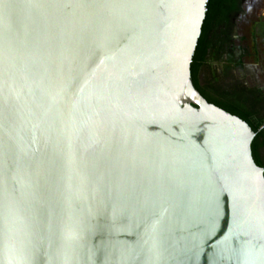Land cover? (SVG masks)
Segmentation results:
<instances>
[{"label": "water", "instance_id": "1", "mask_svg": "<svg viewBox=\"0 0 264 264\" xmlns=\"http://www.w3.org/2000/svg\"><path fill=\"white\" fill-rule=\"evenodd\" d=\"M209 1L0 0V264H264L257 133L192 77Z\"/></svg>", "mask_w": 264, "mask_h": 264}, {"label": "rangeland", "instance_id": "2", "mask_svg": "<svg viewBox=\"0 0 264 264\" xmlns=\"http://www.w3.org/2000/svg\"><path fill=\"white\" fill-rule=\"evenodd\" d=\"M228 38L212 55L201 81L231 91L246 86L264 92V0L241 1Z\"/></svg>", "mask_w": 264, "mask_h": 264}, {"label": "trees", "instance_id": "3", "mask_svg": "<svg viewBox=\"0 0 264 264\" xmlns=\"http://www.w3.org/2000/svg\"><path fill=\"white\" fill-rule=\"evenodd\" d=\"M238 0H210L208 12L203 25L198 46L193 57L192 77L194 84L210 101L227 111L246 120L255 130L256 137L252 143L256 162L264 167V92L262 89L242 86L240 90L227 88L214 93L209 92L200 81V67L211 62V57L218 46L228 40L231 15L238 9ZM210 86L212 84L208 83Z\"/></svg>", "mask_w": 264, "mask_h": 264}, {"label": "flooded vegetation", "instance_id": "4", "mask_svg": "<svg viewBox=\"0 0 264 264\" xmlns=\"http://www.w3.org/2000/svg\"><path fill=\"white\" fill-rule=\"evenodd\" d=\"M238 1H239V3H238V9L236 11H234V13L231 15V19H233V17L237 14V12H239V10L241 8V1L242 0H238ZM206 67H207V64H204V65L202 64L201 67H200L201 68L200 69V81L202 80V78H204V71L206 70ZM226 73H227V76L230 74L229 69L226 70ZM226 73H225V76H226ZM225 76H222V77H225ZM201 86H203L206 90H208L211 93H214L216 91L217 92L218 91H222L223 89H225V88H221L218 85H213L212 84V86H210L208 84V82H206V81H201ZM262 150H263V153H264V147L262 148Z\"/></svg>", "mask_w": 264, "mask_h": 264}]
</instances>
